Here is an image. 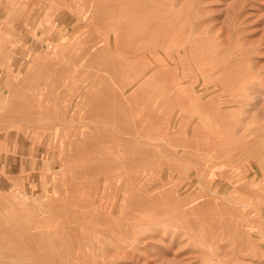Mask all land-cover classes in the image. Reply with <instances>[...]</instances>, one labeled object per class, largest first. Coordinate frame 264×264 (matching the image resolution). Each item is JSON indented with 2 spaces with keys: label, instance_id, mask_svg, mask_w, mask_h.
Returning a JSON list of instances; mask_svg holds the SVG:
<instances>
[{
  "label": "rangeland",
  "instance_id": "rangeland-1",
  "mask_svg": "<svg viewBox=\"0 0 264 264\" xmlns=\"http://www.w3.org/2000/svg\"><path fill=\"white\" fill-rule=\"evenodd\" d=\"M148 1L0 0V264H264V0Z\"/></svg>",
  "mask_w": 264,
  "mask_h": 264
},
{
  "label": "bare ground",
  "instance_id": "bare-ground-1",
  "mask_svg": "<svg viewBox=\"0 0 264 264\" xmlns=\"http://www.w3.org/2000/svg\"><path fill=\"white\" fill-rule=\"evenodd\" d=\"M150 1V0H149ZM148 1V2H149ZM153 1V0H152ZM15 2V1H14ZM120 2V1H119ZM125 2V1H124ZM135 2V1H134ZM159 2V1H158ZM166 2V1H165ZM169 3V2H168ZM13 4V3H12ZM116 4V3H115ZM129 4V3H128ZM133 4H135V3H133ZM137 4H138V2H137ZM150 4H152L151 2H150ZM149 4V5H150ZM156 4V3H155ZM158 4V3H157ZM141 5V4H140ZM174 5V4H173ZM132 6V5H131ZM135 6H137V5H135ZM139 6V5H138ZM142 6V5H141ZM140 6V7H141ZM166 6H167V4H166ZM146 7V6H145ZM23 8V7H22ZM149 8V7H148ZM151 8V7H150ZM167 8H169L168 6H167ZM117 11V10H116ZM166 16V15H165ZM173 16V15H172ZM135 17V16H134ZM148 17V16H147ZM116 18V17H115ZM36 19V18H35ZM154 25V24H153ZM110 33V32H109ZM112 36V35H111ZM163 36V35H162ZM107 37H109V36H107ZM118 38V37H117ZM201 40V39H200ZM136 41V40H135ZM90 47H91V45H90ZM204 47H206V46H204ZM148 49V48H147ZM193 51V50H192ZM80 52V51H79ZM163 53V52H162ZM85 54V53H84ZM183 54V53H182ZM201 54V53H200ZM137 55V54H136ZM147 55H149V54H147ZM184 56V55H183ZM166 58V57H165ZM188 59V58H187ZM92 62V61H91ZM186 62V61H185ZM187 63V62H186ZM144 64V63H143ZM54 65V64H53ZM149 65V64H148ZM188 66H190L189 64H187ZM152 68V67H151ZM185 68H186V66H185ZM147 69H148V67H147ZM207 69V68H206ZM144 72V71H143ZM153 72V71H152ZM203 72V71H202ZM201 72V73H202ZM212 73V72H211ZM161 74V73H160ZM199 75H200V73H199ZM208 75V74H207ZM241 77H242V75H240ZM245 76V75H244ZM249 76V75H248ZM236 77V76H235ZM250 77V76H249ZM248 77V78H249ZM187 79V78H186ZM208 79V78H207ZM222 79V78H221ZM233 79V78H232ZM217 80H219V79H217ZM230 81V80H229ZM221 82V81H220ZM219 82V83H220ZM231 82V81H230ZM174 84V83H173ZM171 85V84H170ZM193 85H194V83H193ZM235 85V84H234ZM164 86V85H163ZM199 93H198V97H199V99L201 100V102L203 103V99L204 100H206L207 98L206 97H208V95H209V92H210V87L207 85V83H205V82H200L199 83ZM166 87H167V85H166ZM172 87L173 86H171V89H172ZM186 87V86H185ZM196 87H198V85L196 86ZM219 87H221V86H219ZM210 88V89H209ZM236 88V87H235ZM239 88H241V87H239ZM168 89V88H167ZM198 89V88H197ZM197 89H195V90H197ZM223 89V88H222ZM244 89V88H243ZM192 90V89H191ZM225 90H226V88H225ZM241 90V89H240ZM170 91V90H169ZM194 91V90H193ZM220 91V90H219ZM193 92H191V94H192ZM211 95V94H210ZM193 96H195V94L193 93ZM216 97V96H215ZM212 98H214V97H212ZM226 98V97H225ZM230 99V98H229ZM181 100V99H180ZM215 100V99H214ZM218 101H219V99H217ZM216 101V100H215ZM217 101V102H218ZM185 103H186V101H185ZM204 103H206L205 101H204ZM204 103H203V105H204ZM208 104H209V101H208ZM233 104H234V102H233ZM221 105V104H220ZM224 105V104H223ZM206 106V105H205ZM207 107H209V105H207ZM220 107V106H219ZM231 107V106H230ZM201 108H203V107H201ZM211 108V107H210ZM221 108V107H220ZM222 108H224V107H222ZM228 108H226V110H227ZM231 108H229L228 110H230ZM212 111V110H211ZM209 112V111H208ZM220 113H221V110H220ZM216 114V113H215ZM221 114H223V113H221ZM217 115V114H216ZM224 115V114H223ZM223 115H222V117H223ZM226 116H227V114H226ZM215 117H217V116H215ZM219 121V120H218ZM190 128V127H189ZM186 132H188V131H186ZM200 135V134H199ZM206 135V134H205ZM210 137V136H209ZM217 138V137H216ZM214 140V139H213ZM187 141V140H186ZM220 142V141H219ZM227 142V141H226ZM187 143V142H186ZM188 144H189V142H188ZM186 145V144H185ZM184 145V146H185ZM192 145L193 144H191V149L193 148L192 147ZM189 146V145H188ZM132 147V146H131ZM187 147V146H186ZM185 148V147H184ZM187 148H190V147H187ZM186 148V149H187ZM127 149H128V147H127ZM185 149V150H186ZM239 149V148H238ZM188 150V149H187ZM190 150H188V152H189ZM188 152H187V154H188ZM191 152H192V150H191ZM200 152H202V151H200ZM238 153V152H237ZM183 154V153H182ZM200 155H201V153H200ZM222 155V154H221ZM224 155V154H223ZM236 156H237V154H236ZM240 156V155H239ZM120 157V156H119ZM122 157H123V155H122ZM226 159V158H225ZM194 160V159H193ZM237 162V161H236ZM232 163V162H231ZM199 164H201V163H199ZM116 165V164H115ZM195 165H196V167H197V163H195ZM203 167V166H202ZM210 167V166H209ZM213 167H214V165H212L211 166V170L213 169ZM197 170V169H196ZM226 171V170H225ZM206 173V172H205ZM198 174H199V172H198ZM197 175V174H196ZM219 175V174H218ZM198 176V175H197ZM199 178V177H198ZM193 179V178H192ZM228 179V178H227ZM229 182V181H228ZM238 182V181H237ZM246 182V181H245ZM230 183V182H229ZM233 182H231L230 184L231 185H233L232 184ZM240 183V182H239ZM242 184H244V183H242ZM247 185V184H246ZM228 186V185H227ZM226 186V187H227ZM238 186V185H237ZM248 186V185H247ZM186 187V186H185ZM225 187V188H226ZM236 187V186H235ZM246 187V186H245ZM244 187V188H245ZM246 189V188H245ZM240 190V189H239ZM103 191V190H102ZM243 192H244V190H243ZM102 194V193H101ZM247 194H249V193H247ZM208 195H209V193H208ZM256 195H257V193H256ZM12 196V195H11ZM186 196V195H185ZM251 196V195H250ZM253 197H255V195L253 196ZM256 198V197H255ZM187 199V198H186ZM191 201V200H190ZM189 202V201H188ZM184 203V202H183ZM1 204V203H0ZM204 204H207V203H204ZM63 206V205H62ZM199 206V205H198ZM246 206V205H245ZM64 207V206H63ZM67 207V206H66ZM190 207V206H189ZM214 207V206H213ZM212 207V208H213ZM227 207V206H226ZM3 208V207H2ZM197 208V207H196ZM206 208H208V207H206ZM255 208V207H254ZM264 208V207H263ZM5 209V208H4ZM194 209V208H193ZM214 209V208H213ZM230 209V208H229ZM188 210V209H187ZM208 210V209H207ZM206 210V211H207ZM260 210H261V208H260ZM264 210V209H263ZM47 211V210H46ZM60 211V210H59ZM63 211L64 212H66L65 211V209L63 208ZM215 211V210H214ZM237 211V210H236ZM62 212V211H61ZM6 213V212H5ZM67 213V212H66ZM209 213V212H208ZM215 213V212H214ZM220 213V212H219ZM229 213V212H228ZM233 213V212H232ZM237 213V212H236ZM60 214V213H59ZM89 214V213H88ZM238 214V213H237ZM254 214V213H253ZM7 215H8V213H7ZM220 215V214H219ZM223 216H224V214H222ZM235 215V218H236V214H233V215H231V217L232 216H234ZM239 215V214H238ZM237 215V216H238ZM212 216V214H210V216L209 217H211ZM251 216V215H250ZM260 216H261V214H260ZM10 217V216H9ZM212 217H214L215 218V216H212ZM228 217H230V216H226V218H228ZM244 217V216H243ZM87 218V217H86ZM222 218V217H221ZM38 219V218H37ZM45 219H48V218H45ZM211 219V218H210ZM209 219V220H210ZM28 220V219H27ZM71 220V219H70ZM69 220V221H70ZM77 220V219H76ZM216 220H219V219H217L216 218ZM35 221V220H34ZM226 221H229V219L227 220L226 219ZM234 221H235V219H234ZM236 221H237V218H236ZM250 221V220H249ZM261 221V220H260ZM46 222H47V220H46ZM66 222V221H65ZM71 222H73V221H71ZM212 222H214V221H212ZM218 222H220V221H218ZM251 222V221H250ZM249 222V223H250ZM67 224H68V221L66 222ZM223 223V222H222ZM19 224V223H18ZM39 224V223H38ZM42 224V223H41ZM70 224V223H69ZM237 224V223H236ZM263 224V223H262ZM225 225V224H224ZM229 225V224H228ZM232 225V224H231ZM72 226V225H71ZM214 225H212V227H213ZM237 225H235V227H236ZM226 227V226H225ZM231 227V226H230ZM234 226H233V229H236ZM260 227V226H259ZM28 228V227H27ZM32 228V227H31ZM215 228V227H214ZM232 228V227H231ZM74 228H72L71 230H73ZM222 229V228H221ZM217 230V229H216ZM225 230V229H224ZM227 230V229H226ZM0 231H5V228L4 227H0ZM58 231H60V230H58ZM229 231V230H228ZM6 232V231H5ZM28 232H30V231H28ZM66 232V231H65ZM216 232H218V231H216ZM215 232V233H216ZM220 232H222V231H220ZM219 232V233H220ZM16 233V232H15ZM223 233L224 232H222V235H223ZM244 233V232H243ZM9 234H10V232H9ZM45 234V233H44ZM54 234V233H53ZM217 234V233H216ZM31 235V234H30ZM49 235V234H48ZM62 235V234H61ZM219 235V234H218ZM221 235V234H220ZM221 235V236H222ZM241 235V234H240ZM246 235H247V233H246ZM12 236V235H11ZM54 236V235H53ZM220 236V237H221ZM24 237V236H23ZM26 237H27V235H26ZM30 237V236H29ZM31 237H33V235H31ZM21 238V237H20ZM34 238V237H33ZM238 238V237H237ZM246 239H247V237H245ZM24 239V238H23ZM240 239V238H239ZM17 240V239H16ZM26 240V238L24 239V241ZM28 240V239H27ZM29 240H30V238H29ZM34 240V239H33ZM245 240V239H244ZM31 242H33V245H34V248H36V245H35V243H34V241H31ZM247 242V241H246ZM14 243V242H13ZM45 244V243H44ZM29 245H30V243H29ZM242 245V244H241ZM0 246H2V247H8V245H6V244H2L1 242H0ZM21 246H23V245H21ZM237 246V245H236ZM31 247V246H30ZM241 247V246H240ZM32 248V247H31ZM59 248V247H58ZM243 248V247H242ZM248 248V247H247ZM59 249H61V248H59ZM238 249V248H237ZM7 249H5V251H6ZM13 250V249H12ZM25 250V249H24ZM27 250H29V249H27ZM14 251V250H13ZM60 251V250H59ZM62 251V250H61ZM238 251V250H237ZM6 252H8V251H6ZM37 252V251H36ZM45 252H46V250H45ZM65 252V251H64ZM2 253H3V250H2ZM9 253V252H8ZM25 253V252H24ZM27 253V252H26ZM38 254V253H37ZM47 254V253H46ZM4 255V254H3ZM13 255V254H12ZM24 256V255H23ZM26 256V255H25ZM38 256V255H37ZM61 256V255H60ZM63 257H64V255H62ZM58 257V259H59V256H57ZM17 258H19V257H17ZM49 258V257H48ZM56 258V257H55ZM37 259V258H36ZM35 259V260H36ZM40 259H41V257H40ZM42 259H43V256H42ZM18 260V259H17ZM48 260V259H47ZM55 260H57V259H55ZM6 262V261H5ZM38 262V261H37ZM45 262V261H44ZM50 262V261H49ZM59 262V261H58ZM51 263V262H50ZM29 264V263H28ZM35 264V263H34ZM57 264V263H56Z\"/></svg>",
  "mask_w": 264,
  "mask_h": 264
}]
</instances>
